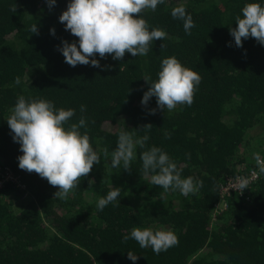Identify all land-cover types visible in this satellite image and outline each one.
<instances>
[{"label":"trees","instance_id":"obj_1","mask_svg":"<svg viewBox=\"0 0 264 264\" xmlns=\"http://www.w3.org/2000/svg\"><path fill=\"white\" fill-rule=\"evenodd\" d=\"M68 3L56 0L49 9L46 0H0V165L14 170L31 194L26 201L0 197V264H264V173L247 199L233 195L224 211L214 213L222 178L238 173L242 163L248 168L264 152V135L250 150L248 133L264 122V46L249 37L236 47L229 33L245 4L264 6V0H165L140 18L166 38L153 41L144 56L97 55L99 68L72 67L58 50L62 40L78 42L58 19ZM180 5L195 24L190 35L171 15ZM35 24L38 35L31 32ZM169 57L201 77L193 103L162 112L152 97L143 106L149 87L144 77L156 81ZM21 95L75 110L66 129L86 120L79 131L89 135L101 162L67 199L54 197L58 188L18 167L23 153L7 119ZM146 124L153 127L142 129ZM125 128L136 130L135 138L149 137L145 148L136 147L128 172L103 155L105 148L116 149ZM152 146L167 153L182 178L202 181L196 194L165 192L150 183L139 157ZM112 187L121 189L120 197L97 210L98 199ZM164 225L179 243L159 254L123 239L134 227L156 231ZM128 251L137 255L135 262Z\"/></svg>","mask_w":264,"mask_h":264},{"label":"clouds","instance_id":"obj_2","mask_svg":"<svg viewBox=\"0 0 264 264\" xmlns=\"http://www.w3.org/2000/svg\"><path fill=\"white\" fill-rule=\"evenodd\" d=\"M165 0H70L67 8L59 16V22L64 24L65 30L78 38V42L69 43L61 41L58 50L64 61L75 67L77 65H91L99 68L98 55L101 59L110 55L113 60H122L125 53L133 57L144 56L149 51V45L156 40L166 38V32L159 28H152L140 14L150 9L155 11L158 4ZM51 9L56 0H46ZM11 11L16 10L13 4ZM171 15L183 21L186 34L195 27L192 16L186 14L183 5L174 7ZM236 27L230 28L236 47H242V38H254L264 46V6L260 3H247L241 9V15L235 17ZM32 34L38 35L37 25L31 28ZM50 34L55 35V29H50ZM91 58V59H90ZM158 79L151 81L150 76H145L144 81L149 85L144 92L141 104L147 106L152 97L156 98L157 109L164 112L172 111L177 105L193 103L196 87L201 81L199 74L188 69L175 58H165L161 62L157 73ZM157 109H151L150 114H155ZM85 106H80L84 112ZM75 115L73 109L55 108L53 103L46 99H26L19 96L7 119L13 142L20 145L18 167L28 173H36L48 184L58 188L54 197L67 199L69 193L78 186L82 177H87L94 164H99L98 154L90 144V137L85 132L81 134L80 128L86 126L84 117L78 123L71 124L67 129L64 125ZM153 126L146 124L142 129ZM117 147L111 153L105 148V158L111 156V166L120 167L125 171L130 170V163L136 159V147L145 148L149 139L147 135L136 137V130L121 129L118 132ZM143 174L150 176V183L160 186L165 192L172 190L188 196L196 194L202 181H194L189 176L182 178L177 164L161 148L152 146L140 153ZM260 171L264 173V168ZM240 191L247 188V179L240 177ZM92 182V181H89ZM93 183V182H92ZM121 195L120 188H111L105 197L97 201V210L102 211L109 203L117 201ZM138 243L140 248L151 247L155 254L167 251L179 243L178 237L171 230L151 228L131 229L130 237ZM127 258L135 262L138 257L131 251Z\"/></svg>","mask_w":264,"mask_h":264},{"label":"built area","instance_id":"obj_3","mask_svg":"<svg viewBox=\"0 0 264 264\" xmlns=\"http://www.w3.org/2000/svg\"><path fill=\"white\" fill-rule=\"evenodd\" d=\"M245 164H241L239 172L235 175H226L222 178L218 187L219 200L214 207V213L224 211L228 205L227 200L233 195L245 196L247 199L250 187L258 181L261 173L260 169L264 168V152L256 156L253 164L248 168H245ZM240 177L248 181L247 188L242 191L239 189L238 178ZM0 197L15 199L17 201H26L31 197L27 186L22 182L20 176L7 165H0Z\"/></svg>","mask_w":264,"mask_h":264},{"label":"rangeland","instance_id":"obj_4","mask_svg":"<svg viewBox=\"0 0 264 264\" xmlns=\"http://www.w3.org/2000/svg\"><path fill=\"white\" fill-rule=\"evenodd\" d=\"M249 135H250V142L251 144L249 145V149L250 150H254L256 143L258 142V139H261V135H264V122H261L259 124H256L252 129H250L248 131ZM167 229L170 230V228L166 225L164 226H158V228H156V230L159 229Z\"/></svg>","mask_w":264,"mask_h":264}]
</instances>
